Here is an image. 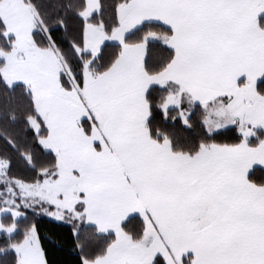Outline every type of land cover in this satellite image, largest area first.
I'll return each mask as SVG.
<instances>
[{"label": "snow or ice", "instance_id": "snow-or-ice-1", "mask_svg": "<svg viewBox=\"0 0 264 264\" xmlns=\"http://www.w3.org/2000/svg\"><path fill=\"white\" fill-rule=\"evenodd\" d=\"M264 264V0H0V264Z\"/></svg>", "mask_w": 264, "mask_h": 264}, {"label": "trees", "instance_id": "trees-1", "mask_svg": "<svg viewBox=\"0 0 264 264\" xmlns=\"http://www.w3.org/2000/svg\"><path fill=\"white\" fill-rule=\"evenodd\" d=\"M40 235L52 264H72L74 257L69 253V230L62 222H55L46 216L38 218Z\"/></svg>", "mask_w": 264, "mask_h": 264}, {"label": "rangeland", "instance_id": "rangeland-1", "mask_svg": "<svg viewBox=\"0 0 264 264\" xmlns=\"http://www.w3.org/2000/svg\"><path fill=\"white\" fill-rule=\"evenodd\" d=\"M47 218H48V217H47ZM48 219H50V220H52V221H55V222H58V221L54 220L53 218H48Z\"/></svg>", "mask_w": 264, "mask_h": 264}]
</instances>
